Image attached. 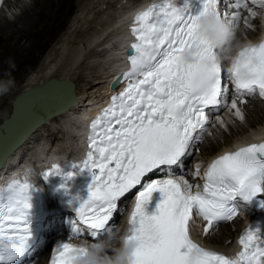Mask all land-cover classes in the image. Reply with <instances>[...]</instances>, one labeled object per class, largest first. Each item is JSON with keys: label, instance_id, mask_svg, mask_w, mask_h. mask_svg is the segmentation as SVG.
<instances>
[{"label": "snow or ice", "instance_id": "obj_1", "mask_svg": "<svg viewBox=\"0 0 264 264\" xmlns=\"http://www.w3.org/2000/svg\"><path fill=\"white\" fill-rule=\"evenodd\" d=\"M250 2L255 8L248 0H234L230 11L221 12L220 0H156L134 15L130 66L122 74L128 83L91 121L86 158L74 166L87 168L92 179L86 198L77 197L74 205L68 202L92 236H110L119 201L139 186L123 233L125 248L132 245L127 264H264V232L259 228L249 226L240 235V250L233 256L206 248L191 236L198 220L205 222L207 236L217 224L233 220L253 198L264 207V199H259L264 197V141L212 159L202 185L171 173L199 150L194 145L212 123L209 109L228 108L243 121L240 105L247 103L245 97L258 94L264 99V39L243 44L238 39L241 19L248 29L252 18L264 21V0ZM240 9H247L248 15L242 17ZM209 12L231 29L219 46L200 29L199 17ZM231 37L241 44L235 55L229 54ZM185 49H194L191 60L182 58ZM225 62L234 88L230 104ZM216 121L226 127L219 115ZM158 169L170 174L146 182ZM59 171L54 164L42 175L47 180ZM193 176H200L199 165ZM39 190L25 177L0 192V264H18L37 246L34 235L41 216L34 210L33 196ZM154 193L159 198L149 212ZM79 232L74 222L72 233ZM86 250L85 244L59 242L50 264H76Z\"/></svg>", "mask_w": 264, "mask_h": 264}, {"label": "bare ground", "instance_id": "obj_2", "mask_svg": "<svg viewBox=\"0 0 264 264\" xmlns=\"http://www.w3.org/2000/svg\"><path fill=\"white\" fill-rule=\"evenodd\" d=\"M155 1L156 0H77V6L75 5V9L72 10V0H32L31 6H26V4H30V0L27 2H22V0H15L12 2L10 0H2L0 3V37L8 39L16 34L18 36V41L28 39L25 48H20L19 50V61L21 63L33 62L39 52L50 45L45 57L39 61L31 73L23 78L25 84L17 90L18 92L16 95L53 78L56 80L71 81L73 83L74 96L73 107L70 105L64 112L47 118L45 122L26 136L21 145L18 146L13 153L7 156L0 168V176L3 177L2 181L14 176H21L22 178L23 175L25 177L30 176L32 180L40 185V182L36 180L37 173H33L32 175V172L25 170L26 167H33V169H36L38 172L40 167L50 164L53 159L58 161L63 157H68L78 149V146H82V135L77 140L78 133L80 131L82 132V125L79 123V119L82 118L84 123L87 122L91 116L107 104L111 94L116 91L109 88V82L127 65L125 62L124 50L127 46V42H130L132 39L129 32L131 18L135 11ZM4 5L7 6V10L4 9ZM250 6L253 7L252 5ZM14 8L16 9L14 10ZM247 15L248 13L242 12V17ZM257 17H255V19H257ZM255 19H251V23L254 26L251 29L245 28L243 19H241L242 24H240L238 30L239 41H241L242 38L244 40L248 39L249 41L256 40L252 37L256 34L259 27V25H256ZM93 58H99V60L94 59V61H98L101 65L100 71L96 74L95 80L93 78L94 81L91 83L93 85L90 89L87 88L88 83L85 84L86 88L83 87L79 89L77 87L78 85L76 86L74 83L75 73L72 70L80 68L85 62L92 61ZM94 61L92 63H94ZM93 65L96 66L95 69L99 67L97 63ZM118 87L119 86H117V88ZM15 96L12 98L11 110ZM37 102L31 101L30 98L24 100L20 106L19 116L22 117L27 113L31 114V116H33L32 113L37 114L39 111V102ZM242 106L244 105H241V107ZM11 110L8 113H6V111L1 113L0 138L8 135L11 131L1 124L3 120L8 118ZM227 111H229V109H225L218 115L220 117H222V115L225 116V114L228 116L229 114ZM216 116L213 122H217ZM76 125H79L77 129L74 128ZM55 126L60 127L62 143L59 145L54 143L52 148L55 149L48 152L51 145H48L49 141L45 140V135L48 129H50L49 127L52 128ZM249 128L256 129L264 134L263 122L251 121L247 130ZM247 130L242 129L240 133L230 139V141L226 140L222 143L214 144L211 139H207L205 146H202V148L208 150L206 158L196 159L195 155L199 152L198 150L191 156V162H194L195 166H205V164L210 161L212 155H217V152L227 149L225 146L234 142L237 136L243 135L247 137L248 135L244 134ZM218 132H221V130L219 129ZM250 133L254 134L256 131L251 130ZM200 143L197 145L198 149ZM18 157H22L20 165L18 162L15 163L20 159ZM8 165H11V168H17L7 171L6 175L2 174ZM239 224L240 219L237 218L230 223L219 225L215 229H212L207 236L204 234L202 236V241L208 246L223 250L230 245L232 234L236 231ZM227 226L235 227L233 229H228ZM122 231L123 230H121V232ZM195 235L198 236L196 230ZM226 236H229L230 239L228 240ZM43 257L44 252H40L38 256L34 258L33 264H42L46 262L47 257Z\"/></svg>", "mask_w": 264, "mask_h": 264}, {"label": "rangeland", "instance_id": "obj_3", "mask_svg": "<svg viewBox=\"0 0 264 264\" xmlns=\"http://www.w3.org/2000/svg\"><path fill=\"white\" fill-rule=\"evenodd\" d=\"M10 1L12 2L15 0H10ZM27 1H29V0H22V2H27ZM30 1H31L30 4H26V6H31L32 0H30ZM77 3H78L77 0H72V2H71L72 10L75 9V7L77 6ZM6 5H4L5 10H7ZM8 5H9V2H8ZM2 8H3V6H2ZM15 9L16 8H14V10ZM242 26H244V25H242ZM243 31L246 32L245 30H243ZM17 38H18V36L16 34H14L13 37L8 38V39L5 37H0V82H7L10 85V91H8V93L6 95L0 96V118H2L1 113H3L4 111H6V113H8L11 110L12 98L18 92L17 90H19V88L25 84L23 78H25L29 73H31L33 71L35 66L39 63V61H41L45 57L46 53L48 52V50L50 48V45L46 46L45 49H43L41 52H39V54L36 56V58L34 59L33 62L21 63L19 61V59H20L19 50H20V48H23V49L25 48V46L28 43V39H23L22 41L21 40L18 41ZM94 59L99 60V58H93L92 61L90 60V61L85 62L86 64L84 63L80 68H75L72 70L75 73L74 74V76H75V80H74L75 82L74 83L76 86L78 85L77 87L79 89H81L83 87L86 88L85 84H87V83H88L87 88H89V89L93 85L91 83L95 80L96 74L98 73V71H100L99 69L101 66L98 63V61L95 62ZM93 61L95 64L97 63V66L99 65V67L96 68L97 70L95 69L96 66L93 65L94 63H92ZM93 78H94V80H93ZM241 108L244 112V120L243 121L236 119L234 116L232 117L230 111H227V113L229 115L227 116L225 114V116L222 115V117H221L225 121V124H226L225 128H221L217 122H212L211 124L208 125L207 130L202 135L203 140L201 139L199 141V143L202 141L199 145V152L196 153V151H193V153H196V155H195L196 159H205L206 158V155L208 154V150L206 148H202V146L203 147L205 146V144L207 143V139H209V140L211 139L214 142V144L222 143L226 140L230 141V139H232L238 133H240V131L242 129L247 130L251 121L264 123V103L247 102ZM262 110H263V112H262ZM49 128L50 129H48L47 133H49V135H50V133H53L54 127H52V128L49 127ZM217 129L218 130L220 129L221 132H218ZM55 135H56V133H55ZM59 136H61L60 139H58L56 141V143L58 145L62 143V134L58 133V137ZM45 140H48V139L46 138ZM197 145L198 144H195V148H197ZM217 226H219V225H217ZM217 226H215L213 229H215ZM227 227H228V229H233L235 226H233V227L227 226ZM226 238L228 240L230 239L229 236H226Z\"/></svg>", "mask_w": 264, "mask_h": 264}, {"label": "water", "instance_id": "obj_4", "mask_svg": "<svg viewBox=\"0 0 264 264\" xmlns=\"http://www.w3.org/2000/svg\"><path fill=\"white\" fill-rule=\"evenodd\" d=\"M115 83L116 81L112 82L110 87L113 88ZM27 98L33 102H39V111L37 114L32 113L33 116L27 113L21 117L19 116L20 106ZM73 101V83L68 80L53 78L17 94L8 118L1 122L4 127L12 132H9V136L0 138V167L5 156L19 146L26 136L45 122L47 118L65 111L73 104Z\"/></svg>", "mask_w": 264, "mask_h": 264}, {"label": "clouds", "instance_id": "obj_5", "mask_svg": "<svg viewBox=\"0 0 264 264\" xmlns=\"http://www.w3.org/2000/svg\"><path fill=\"white\" fill-rule=\"evenodd\" d=\"M198 22L201 31L205 32L209 38L215 40L218 46L231 31L230 26L212 12L199 17ZM240 46L241 44L236 41V38L231 37L229 54L235 55ZM193 51L194 49H185L181 53L182 58L191 60ZM8 91H10V85L7 82H0V96L6 95ZM71 175L73 174L69 173V176ZM26 178L31 180L30 176ZM94 245H99V248ZM85 246L87 250L78 256L76 264H127L126 253L131 251L132 245L129 243L127 248H125L123 235L118 236L113 233L99 242L85 244Z\"/></svg>", "mask_w": 264, "mask_h": 264}]
</instances>
